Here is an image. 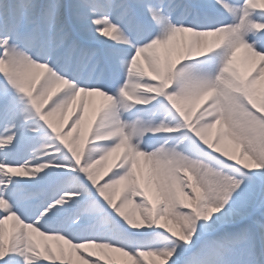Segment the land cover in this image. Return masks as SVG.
Listing matches in <instances>:
<instances>
[{
	"label": "snow or ice",
	"instance_id": "6c2138e0",
	"mask_svg": "<svg viewBox=\"0 0 264 264\" xmlns=\"http://www.w3.org/2000/svg\"><path fill=\"white\" fill-rule=\"evenodd\" d=\"M0 264H264V0H0Z\"/></svg>",
	"mask_w": 264,
	"mask_h": 264
}]
</instances>
